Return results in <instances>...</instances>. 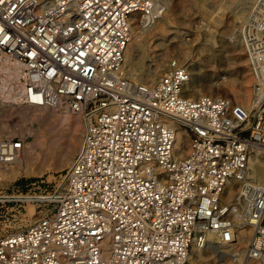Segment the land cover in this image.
<instances>
[{"label":"built area","instance_id":"built-area-1","mask_svg":"<svg viewBox=\"0 0 264 264\" xmlns=\"http://www.w3.org/2000/svg\"><path fill=\"white\" fill-rule=\"evenodd\" d=\"M168 2L0 0V52L23 64L22 103L65 106L83 125L55 187L35 180L0 194L15 211L44 210L0 236V264H187L209 244L229 246L235 260L245 228V258L264 264V182L249 173L264 149V0L234 29L253 77L246 105L187 97L190 74L177 58L153 82L129 72L132 23L151 26ZM23 148L0 136V169Z\"/></svg>","mask_w":264,"mask_h":264},{"label":"rangeland","instance_id":"rangeland-1","mask_svg":"<svg viewBox=\"0 0 264 264\" xmlns=\"http://www.w3.org/2000/svg\"><path fill=\"white\" fill-rule=\"evenodd\" d=\"M169 1L167 8L159 15V20L162 18V22L167 26L166 33L161 34L152 28L149 33L136 30L135 35H131L132 41L129 43L126 59L133 66H135L134 63L139 62L137 57L139 54L148 55L149 60L145 61L142 68L131 67L134 73L132 71L130 73L132 72V75L147 82L145 72L149 65H156L163 59V62L161 61L163 67L158 72L160 77L169 60L177 58L185 64L190 74L185 91L187 97H196L199 94L228 97L223 90L226 83L231 81L235 90L240 91L244 88L243 82H247L245 87L250 91L248 100L241 103L228 98L237 103L248 104L251 100L253 77L243 49L236 39L237 33L234 29L243 20L245 7H252L251 4L246 5L245 3L252 1L254 3V0ZM163 13H165V17ZM245 13L247 14L248 11ZM157 41L158 43H156ZM0 55L5 56L1 52ZM154 56H157L154 58L155 60L152 59ZM194 86L198 93L191 91ZM18 106L16 102L0 103V136L22 138L27 146L39 138L44 131L46 133L45 140L47 137L50 139L51 136L59 134L60 146H55L52 143L55 146L53 156L47 157L40 152L35 160L29 165L17 168L15 173L5 174L7 166L2 167L0 169V194L28 188L30 183L35 180H42V188L46 187L50 190L60 182L63 174L62 169L68 165L80 147L83 133L81 117L69 109L71 116L68 121L61 122L62 118L59 120L60 117L52 118L45 130H42L41 123L30 122L17 114L27 105L22 104L21 108ZM73 141H75V149L69 153L66 164L57 167L59 151L65 152L73 144ZM51 174L55 176L54 179L51 178ZM41 211L33 204L25 205L24 208L15 211L11 204H4L0 201V236L28 226L42 214ZM29 213L34 214L35 217H30ZM247 233L250 235L251 229L247 230ZM245 249L246 244L239 242L236 251L238 257L234 260L233 257L227 255L230 247L209 244L205 248L199 249L197 253L190 252L191 256L187 264H259L252 259L245 258Z\"/></svg>","mask_w":264,"mask_h":264},{"label":"bare ground","instance_id":"bare-ground-1","mask_svg":"<svg viewBox=\"0 0 264 264\" xmlns=\"http://www.w3.org/2000/svg\"><path fill=\"white\" fill-rule=\"evenodd\" d=\"M178 1H180V0H178ZM169 3H170V1H169ZM245 4L246 5H249V4L253 5V1L252 2H246ZM173 5H174V3H173ZM173 5H172V7H173ZM172 7H171V9H172ZM246 9L249 12V10L251 8L249 6H246L244 9L243 15L244 14L246 15V13H245V12H247ZM163 14L165 17V13H163ZM245 15H244V18H245ZM162 20H163L162 18L159 20V16H158L157 19L154 21V23L149 27L143 26V25L139 24L138 22H133L131 25V35L134 36L136 33V30H143L142 32L145 31V32L149 33L150 29H152V28H154L155 31H158L161 34H164L167 31V28H166L167 26L162 22ZM161 34H160V36H161ZM131 41L132 40L130 37L129 43ZM129 43H128L127 48H126V56H127V51L129 49V47H128ZM156 43H158V41ZM159 45H160V43H159ZM182 46H183V44H182ZM153 47H151V48H153ZM149 48H150V46H149ZM180 48H181V46H180ZM147 56L144 54H139L137 56L139 59L138 60L139 62L134 63L135 66L130 64L128 59H126V67L129 70V72L130 71L133 72V70H131V67H137V68L141 67L142 68V66L145 65V61L148 59ZM155 57H157V56H154L152 59L155 60L154 59ZM161 61L160 62L157 61L158 63L156 65H149L148 68L146 69V72L144 71L146 73L145 78H146L147 82H153L155 79L159 78L158 72L163 67V64H162L163 61L162 62ZM150 64H152V63H150ZM23 68L24 67H23V64L21 62H19L17 60H10L8 57L0 55V103L3 102V103L9 104L12 102H16L19 105L18 107L21 108V105L23 104L22 103ZM132 72H131V74H132ZM141 74H142V72H141ZM1 76H4V77H1ZM135 77H137V76H135ZM137 79H139V78L137 77ZM139 80H141V79H139ZM243 85H244V88L242 90L236 91L233 83L230 81V82L226 83V85H224L223 90H224V93L228 97H230L231 99L243 103L246 100H248V97L250 95L249 89L247 87H245L247 85V82H243ZM192 89L193 90H191V91L198 93V90L195 86ZM63 109L65 110L64 112L62 111ZM17 114L20 115L21 117L25 118L26 120L30 121V122L41 123L42 125L41 124L40 125L43 126L42 130H45L46 125L49 123V121L52 118L58 119V117H60L59 120L62 118L61 122H65V121H68L70 116H71L69 109L66 108L65 106H60L58 108H50V107H36V106L27 105L25 108L20 109L17 112ZM45 137H46V133L43 131L41 133V135L39 136V138L34 140V142H32L31 144H27V146H26L24 143V148H23V151L21 153V156L19 157V159H17V161L14 164L7 165V168L5 167L7 170V172H5V174L6 173H15V170L17 168L21 167L22 165H29L30 162H32L33 160H35L37 158V156H39L40 152L45 154V156H47V157L53 156L54 151H55L54 147L60 146V142H59L60 135L59 134L56 136L53 135V136H51L50 139H48V137H47L48 140L47 139L45 140ZM52 143L55 146H53ZM72 149H75V141H73V144L69 148H67L66 151L64 150L65 152L62 153L61 150L59 151L60 155H59L58 160H57V164H56L57 167H61V166L66 164L67 159H69V153H71ZM255 153H256L255 156L253 157V155H252L249 159L250 177L255 181L263 183L264 182V150L263 149L257 150ZM174 154L178 158H183L188 154V145H187L184 133L180 129H177V131H176L175 142H174ZM72 159H73V157L70 159L69 163L71 162ZM69 163H68V165H69ZM51 178L54 179L55 176L51 174ZM27 205H31V204H27ZM29 214H30V217H32V218L35 217L34 214H31V213H29ZM249 229L245 228L241 231V235L239 237L240 244H246L247 243V241L250 237V235H248V233H247V230H249ZM224 246L226 248H229V246H226V245H224ZM104 247H105V251L107 252L108 251V243H105ZM198 250H199L198 248L193 247L191 253L192 252L197 253ZM191 253L189 254L188 260L191 256Z\"/></svg>","mask_w":264,"mask_h":264}]
</instances>
